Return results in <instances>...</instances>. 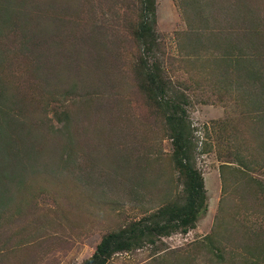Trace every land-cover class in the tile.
<instances>
[{
	"label": "rangeland",
	"instance_id": "rangeland-1",
	"mask_svg": "<svg viewBox=\"0 0 264 264\" xmlns=\"http://www.w3.org/2000/svg\"><path fill=\"white\" fill-rule=\"evenodd\" d=\"M145 63L188 96L207 208L104 264H264V0H0V264H81L185 201Z\"/></svg>",
	"mask_w": 264,
	"mask_h": 264
},
{
	"label": "trees",
	"instance_id": "trees-1",
	"mask_svg": "<svg viewBox=\"0 0 264 264\" xmlns=\"http://www.w3.org/2000/svg\"><path fill=\"white\" fill-rule=\"evenodd\" d=\"M136 35L139 39H148V37L153 39L154 32L150 24L143 20L138 24ZM221 56L224 57L227 54ZM160 71L161 69L157 66L142 64L139 69V74L143 75L141 87L147 92L148 99L152 103H160L157 100L160 97L159 99L168 107V112L167 110L163 111V118L170 130L174 145V163L186 178L185 201L182 204L174 203L162 208L158 213V219L151 224L140 225L138 223V227L133 224L127 229L123 228L117 232L107 233L101 238L95 251L81 264H104L113 253L140 243L144 237L153 232L158 235H168L175 230L187 232L194 227L197 218L206 211L203 177L192 161L191 141L188 139L189 126L186 119L188 96L180 91L178 98L175 96L177 99H173L172 96L176 92L173 89L163 88L164 81L159 75ZM168 90L171 96H167Z\"/></svg>",
	"mask_w": 264,
	"mask_h": 264
}]
</instances>
